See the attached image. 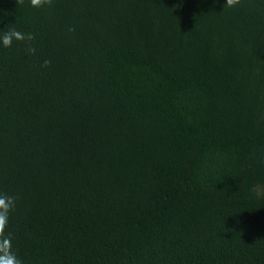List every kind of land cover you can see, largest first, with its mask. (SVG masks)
I'll return each mask as SVG.
<instances>
[{"label":"trees","instance_id":"trees-1","mask_svg":"<svg viewBox=\"0 0 264 264\" xmlns=\"http://www.w3.org/2000/svg\"><path fill=\"white\" fill-rule=\"evenodd\" d=\"M13 29L0 257L264 264V0H0Z\"/></svg>","mask_w":264,"mask_h":264},{"label":"clouds","instance_id":"clouds-1","mask_svg":"<svg viewBox=\"0 0 264 264\" xmlns=\"http://www.w3.org/2000/svg\"><path fill=\"white\" fill-rule=\"evenodd\" d=\"M44 0H32L33 6H42ZM34 37L31 34H25L18 30H11L0 37V45L11 47L13 41H32ZM30 52H34V48H29ZM49 61L44 62V67H47ZM14 207V199L8 196H0V230L7 223L9 213ZM0 264H20L19 260L12 254L0 257Z\"/></svg>","mask_w":264,"mask_h":264}]
</instances>
